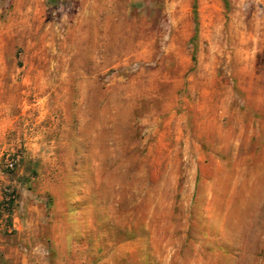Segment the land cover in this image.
<instances>
[{"label": "rangeland", "instance_id": "374dc122", "mask_svg": "<svg viewBox=\"0 0 264 264\" xmlns=\"http://www.w3.org/2000/svg\"><path fill=\"white\" fill-rule=\"evenodd\" d=\"M0 264H264V0H0Z\"/></svg>", "mask_w": 264, "mask_h": 264}, {"label": "trees", "instance_id": "16d2710c", "mask_svg": "<svg viewBox=\"0 0 264 264\" xmlns=\"http://www.w3.org/2000/svg\"><path fill=\"white\" fill-rule=\"evenodd\" d=\"M11 204V198H9V202H8V205Z\"/></svg>", "mask_w": 264, "mask_h": 264}]
</instances>
